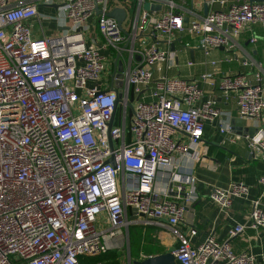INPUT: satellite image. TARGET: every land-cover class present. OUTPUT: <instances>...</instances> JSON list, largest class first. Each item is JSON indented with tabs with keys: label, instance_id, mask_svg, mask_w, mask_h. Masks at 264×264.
<instances>
[{
	"label": "built area",
	"instance_id": "1",
	"mask_svg": "<svg viewBox=\"0 0 264 264\" xmlns=\"http://www.w3.org/2000/svg\"><path fill=\"white\" fill-rule=\"evenodd\" d=\"M205 1L207 15L202 0H62L69 28L35 38L36 4L0 0V264H81V256L112 249L131 264L132 226L174 232L169 252L178 264H258L231 241L264 228L261 197L251 200L250 223L234 225L225 240L212 233L193 245L197 227L178 230L197 198L194 163L206 125L235 133L218 98H236L241 118L264 113V69L253 60L243 62L256 68L252 73L156 77L177 57L161 42L171 46L190 32L209 54L231 50L253 25L264 28V0ZM146 2L161 8L144 9ZM117 6L126 10L127 33L107 15ZM116 59L124 67L118 91ZM242 138L264 159V129ZM258 183L264 190V175ZM249 193L247 183L235 181L214 187L210 198L225 211ZM150 256L142 252L138 260Z\"/></svg>",
	"mask_w": 264,
	"mask_h": 264
},
{
	"label": "crops",
	"instance_id": "2",
	"mask_svg": "<svg viewBox=\"0 0 264 264\" xmlns=\"http://www.w3.org/2000/svg\"><path fill=\"white\" fill-rule=\"evenodd\" d=\"M27 2L35 3L39 12V16L30 21L35 38L61 35L69 28L70 21L60 13L59 6L62 0H51L50 3L46 0H15L18 4ZM215 8L220 7L216 5ZM92 28V36L100 44L103 41L100 32L94 26ZM183 36L198 39L190 32L184 33ZM254 36L257 37V41L251 42ZM179 37L181 39L182 35ZM178 40L177 38L173 43L174 49H172L173 44L168 46L163 42L160 43L163 44V46L160 45L163 48L175 50L177 57L175 66L167 68L164 63L162 71L156 70V77L163 73L168 76L194 78L204 72H214L217 76L254 72L255 67L243 65L246 59L261 63L264 69V28L259 24L242 32L236 38L237 44L231 50L212 49L209 54H206L198 44L193 45L190 41H185L184 45H178ZM104 54H108V51H104ZM189 60L194 62L192 66L187 65ZM110 68H112V73L113 65L110 64ZM235 102L236 98H231L228 102L218 98V105L223 110L231 112V117H227L225 123H232L234 118L240 117ZM246 120V124L241 125L234 135L221 133L216 125L209 123L206 125L203 143L200 146L201 159L194 163L195 175L198 178L197 198L189 205L184 221L178 226V230L184 233H188L193 226L197 227L198 234L193 238V245L200 244L212 233L218 239L225 240L234 225L249 224L252 199L261 197L264 207V190L258 183L259 178L264 175V159L252 156L247 142L242 138V134L264 129V113L259 118ZM233 138H235L234 141ZM235 181H244L250 186L249 196L235 198L230 208L225 211L221 210L219 205L210 198V193L214 187H226ZM155 228L159 230L157 237L161 239L164 252L172 251L175 241L170 242L166 239L165 234L168 229ZM231 242L236 252L248 251L256 257L258 264H264V228L257 233L252 229H247L243 234L233 238ZM117 252L122 262V252Z\"/></svg>",
	"mask_w": 264,
	"mask_h": 264
},
{
	"label": "trees",
	"instance_id": "3",
	"mask_svg": "<svg viewBox=\"0 0 264 264\" xmlns=\"http://www.w3.org/2000/svg\"><path fill=\"white\" fill-rule=\"evenodd\" d=\"M158 229L155 227H130V247L132 259H140L141 253L156 255L164 253V246L157 244ZM157 238V239H156ZM120 254L116 250H108L105 253L94 256H81V264H122Z\"/></svg>",
	"mask_w": 264,
	"mask_h": 264
},
{
	"label": "water",
	"instance_id": "4",
	"mask_svg": "<svg viewBox=\"0 0 264 264\" xmlns=\"http://www.w3.org/2000/svg\"><path fill=\"white\" fill-rule=\"evenodd\" d=\"M204 3V15H207L209 12V6L206 3L205 0H202ZM161 6L158 4H150V2H146L144 4V9L147 10H160ZM100 10H97V12H99ZM107 15L109 17H112L114 19L117 20L119 26L124 30L125 33H127L124 29V27L122 26V23L126 17V10L123 7L117 6L114 7L111 11H109L107 13ZM185 21H188V18H185ZM172 49H174V44L172 45ZM119 65V67H118ZM119 69L120 73L118 74L120 80L116 82V88L115 90H119V88L122 86L123 81L122 78L124 76L123 71H124V67L123 64L121 62H118V60L116 59V61L114 62V72L116 71V69ZM118 102H120V99L117 100L116 102V106L118 104ZM246 119L241 118V117H236L232 120V124L234 127V130H238L240 128L241 125L246 124ZM112 123H113V119L110 122V128L112 127ZM109 143H110V147L113 148V142H112V138L109 136ZM201 149V147L199 146L197 148V151H199ZM192 151V149H191ZM109 162H111L113 165H116L115 159L114 157H111L109 159ZM131 264H178V262L176 261L175 256L173 255L172 252H164L161 254H156V255H152L148 258L145 259H132Z\"/></svg>",
	"mask_w": 264,
	"mask_h": 264
},
{
	"label": "rangeland",
	"instance_id": "5",
	"mask_svg": "<svg viewBox=\"0 0 264 264\" xmlns=\"http://www.w3.org/2000/svg\"><path fill=\"white\" fill-rule=\"evenodd\" d=\"M129 23L128 21H126L124 23V26L128 27ZM184 34H182V38L180 39V37L178 36V45H184L185 44V41H190L193 45H196L198 44V40H195V38H193L192 36H183ZM150 42H152V38L149 39ZM161 46H163V44H160ZM127 54L125 53L124 54V57L126 58ZM140 59V56L139 54H136V60H139ZM111 74V70H110V67L108 68V70L104 73L103 77L105 78V82L103 83L104 87L103 88H107L109 85H110V82L108 80V76ZM137 101H135L134 103H136ZM131 110V108H130ZM132 211V209H131ZM106 224V223H105ZM166 236V239L168 241H174V239L176 238V234L170 230H167V233L165 234ZM157 239V238H156ZM161 239H157V244H161ZM122 262L123 264H126V261L122 258Z\"/></svg>",
	"mask_w": 264,
	"mask_h": 264
}]
</instances>
